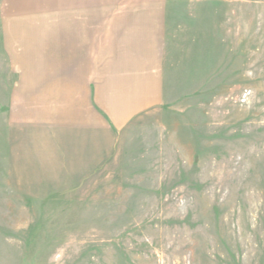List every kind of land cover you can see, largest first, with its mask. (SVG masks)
<instances>
[{
    "label": "rangeland",
    "instance_id": "1",
    "mask_svg": "<svg viewBox=\"0 0 264 264\" xmlns=\"http://www.w3.org/2000/svg\"><path fill=\"white\" fill-rule=\"evenodd\" d=\"M57 1L0 0V264H264V0H160L165 103L87 167L42 163L11 115Z\"/></svg>",
    "mask_w": 264,
    "mask_h": 264
},
{
    "label": "crops",
    "instance_id": "2",
    "mask_svg": "<svg viewBox=\"0 0 264 264\" xmlns=\"http://www.w3.org/2000/svg\"><path fill=\"white\" fill-rule=\"evenodd\" d=\"M159 1L123 0L114 11L112 0H58L55 14L26 21L11 115L42 163L90 166L98 149L111 150L126 126L165 103Z\"/></svg>",
    "mask_w": 264,
    "mask_h": 264
}]
</instances>
